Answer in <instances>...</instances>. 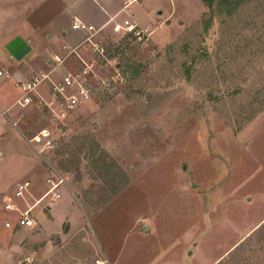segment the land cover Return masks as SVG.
Listing matches in <instances>:
<instances>
[{
  "label": "rangeland",
  "instance_id": "374dc122",
  "mask_svg": "<svg viewBox=\"0 0 264 264\" xmlns=\"http://www.w3.org/2000/svg\"><path fill=\"white\" fill-rule=\"evenodd\" d=\"M104 2L0 0L11 12L0 31L6 19L12 29L0 32V70L12 75L0 77V108L23 96L20 79L59 82L82 59L95 64L91 102L64 112L47 79L0 119L10 128L0 137V224L19 219L8 201L32 208L34 246L22 254H39L36 264L37 243L55 252L48 264H264V0L214 13L203 0H142L97 24ZM74 14L95 23L94 36L73 28ZM131 18L147 31H116ZM67 29L84 38L75 52ZM17 36L32 47L21 60L7 50ZM43 129L57 142L43 156L67 180L59 199H42L50 170L28 141ZM104 155L124 180L101 177L93 160ZM26 181L30 191L15 197Z\"/></svg>",
  "mask_w": 264,
  "mask_h": 264
},
{
  "label": "built area",
  "instance_id": "2783aa9c",
  "mask_svg": "<svg viewBox=\"0 0 264 264\" xmlns=\"http://www.w3.org/2000/svg\"><path fill=\"white\" fill-rule=\"evenodd\" d=\"M142 0H129L126 4V7L133 4V3H140ZM73 28L76 30H87L91 29L89 33L90 36H94L93 31L97 32L93 25H88L80 19H76L73 24ZM120 29H124L127 35L136 34L141 36L142 33H145L147 30H138V25L133 21V19H126L124 24H117L116 31H120ZM87 37L85 42L90 41L91 37ZM67 48V46H66ZM73 52L76 50L73 49ZM59 64H63V60L56 56L55 60ZM82 61L85 63V67L81 70H71L66 75H64L63 79L59 82H55L51 77L50 74H42L41 77L34 78L33 80H19L16 85L21 89L23 92L22 99L24 103H30L32 101V97L34 91H36L37 87L45 80L49 79L53 86L52 90L55 97H58L61 105L63 107V111L73 110L78 108L82 104H86L91 102L95 95V87L90 78L93 75V70L95 67L94 63H87L84 59ZM0 77L11 78L12 75L10 72H5L0 70ZM6 118L9 119L8 111L3 110L0 108V119ZM15 125V124H14ZM1 128V123H0ZM29 143L35 147H41L37 150L38 154H40L46 161L50 170V174L48 175L46 181L49 185L48 191L42 197L45 198L49 195H53L54 199L61 198V193L59 189L62 185L67 184V180L65 176L60 172V170L54 166L51 162H49L44 156L43 152L46 150H54L57 142L52 137L51 132L47 129H43L42 131L38 132L37 134L33 135L29 138ZM31 182L26 181L23 183H19L17 185V189L15 192V197L17 198H25V194L30 191ZM41 199V200H42ZM39 200L38 202H40ZM5 209L8 211H17L20 212L19 219L17 221L18 225L21 227H34L35 220L31 216L32 208L21 211L19 205L10 200L5 204ZM4 225L7 228H11L13 223L10 219L6 220ZM1 248V244H0ZM35 259L33 257H29L27 262L29 264H34ZM106 260H97L96 264H106Z\"/></svg>",
  "mask_w": 264,
  "mask_h": 264
},
{
  "label": "crops",
  "instance_id": "0c3cea01",
  "mask_svg": "<svg viewBox=\"0 0 264 264\" xmlns=\"http://www.w3.org/2000/svg\"><path fill=\"white\" fill-rule=\"evenodd\" d=\"M125 2H126V0H123L122 3L118 4V2L115 0H105L103 8H104L106 16L103 18V20L101 19L99 22H97V24L103 23V22H109V21L111 22L116 17L120 16L121 13L128 7V6L125 7V5H124ZM114 7H116L117 9L111 10ZM69 11L71 14H73L70 10V7H69ZM10 15H11V12H9L8 10L7 11L5 9L0 10V17H4V18L8 17V19H9L11 17ZM77 18L82 20L83 22L87 23L82 17H80L77 14H74L73 24ZM91 22H89L87 24L92 25L93 23H91ZM8 23L9 22H7V19H6V25H4L5 30L3 29L2 31H0L1 33L3 31L8 33V34H10L12 32L11 28H7L9 26V25H7ZM4 24H5V22H4ZM94 24H93V26H95ZM61 35L66 40L65 45H67V48H72V50L73 49L77 50V48L81 45V42H83V39H84L83 37H80L75 32L70 33L68 29L62 30ZM8 38L11 40L10 36H8ZM52 62H53V60L51 59L50 63H52ZM3 71L7 72L6 70H3ZM19 75H20V73H16L17 79H18ZM20 80H22V79H20ZM37 95H38L39 100L46 101V94L44 92H39ZM33 98H34V96H33ZM20 101H23L22 96L20 98H18L17 100L13 101L12 103L8 104V106L6 107V110H8V111L12 110L14 107H16V104ZM26 105H28V104H26ZM1 124L2 125L0 128V137L2 138L3 136H5L7 131L9 133L10 128H9V126L6 125V122H2ZM12 124L13 125L15 124L14 126H16V127L18 126V122L14 121ZM0 229H1V232H0V244H1L0 259L2 257V260H3L2 264H29V262H27V259L29 257H33L35 259L34 264H36V258H37V256H39V254H37L36 252H35V254H29V255H23L22 254L23 251H25L26 247L32 248V246H34V243L29 241L27 238V235L25 233V227L19 226L18 223L16 222V224L14 223L11 228H7L4 225V223H1ZM37 246L40 249L38 251V253H40V255L43 256V259H44V260H42L41 263H37V264H48V263H50V260L52 259V256L54 255L55 252H51V253L47 252L45 250V247H41L42 245H40L39 243H37Z\"/></svg>",
  "mask_w": 264,
  "mask_h": 264
},
{
  "label": "trees",
  "instance_id": "16d2710c",
  "mask_svg": "<svg viewBox=\"0 0 264 264\" xmlns=\"http://www.w3.org/2000/svg\"><path fill=\"white\" fill-rule=\"evenodd\" d=\"M206 6L212 11L213 13L215 12L216 8H219L221 3L222 5L226 6L227 2L229 0H203ZM94 165L95 168L100 169V175L101 177H104L106 179L107 184L113 183H119L122 180L125 179V174L124 172L119 168V166L109 158H106V155L100 156L98 158H94ZM66 171L67 168L65 167Z\"/></svg>",
  "mask_w": 264,
  "mask_h": 264
},
{
  "label": "water",
  "instance_id": "95a60500",
  "mask_svg": "<svg viewBox=\"0 0 264 264\" xmlns=\"http://www.w3.org/2000/svg\"><path fill=\"white\" fill-rule=\"evenodd\" d=\"M7 50L17 60H21L31 52L32 47L22 36H17L7 45Z\"/></svg>",
  "mask_w": 264,
  "mask_h": 264
}]
</instances>
